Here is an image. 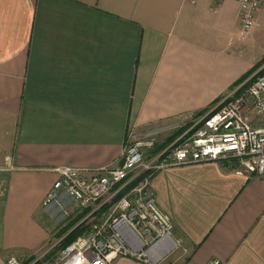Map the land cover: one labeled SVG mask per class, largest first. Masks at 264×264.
<instances>
[{
	"label": "crops",
	"instance_id": "crops-1",
	"mask_svg": "<svg viewBox=\"0 0 264 264\" xmlns=\"http://www.w3.org/2000/svg\"><path fill=\"white\" fill-rule=\"evenodd\" d=\"M263 68L264 0L249 30L237 0H0V264L88 214L65 193L44 204L53 166L119 165L130 131L208 112ZM148 188L183 242L158 264H264V175L202 161L153 170Z\"/></svg>",
	"mask_w": 264,
	"mask_h": 264
},
{
	"label": "built area",
	"instance_id": "built-area-1",
	"mask_svg": "<svg viewBox=\"0 0 264 264\" xmlns=\"http://www.w3.org/2000/svg\"><path fill=\"white\" fill-rule=\"evenodd\" d=\"M237 2L241 27L249 30L261 0ZM252 113L261 124L254 122ZM189 122V127L157 152L156 162L144 157L143 148L153 147L160 131L157 128L148 131L143 139L136 138L130 131L119 165H106L95 170L56 165L50 169L57 178L44 204L58 200L60 194L65 193L81 208L97 202L136 170L147 172L144 177L148 176L118 201L115 206L118 218H113L111 224L104 221L98 227L93 226L88 234L77 238L63 251L61 264H113L119 256L150 264L160 262L161 255L176 241L171 236L173 222L149 192V175L153 170L236 159L239 172L264 175V68L242 91L225 98L203 117ZM169 237L174 243L167 241ZM157 245L159 249H155ZM206 264H220V261L214 259Z\"/></svg>",
	"mask_w": 264,
	"mask_h": 264
},
{
	"label": "rangeland",
	"instance_id": "rangeland-1",
	"mask_svg": "<svg viewBox=\"0 0 264 264\" xmlns=\"http://www.w3.org/2000/svg\"><path fill=\"white\" fill-rule=\"evenodd\" d=\"M254 20H255V16H254ZM244 88H242L241 91ZM205 113L206 112L198 114L195 112L191 114H186L187 118L185 116H184L185 118L181 117L179 120H183V118L185 120L178 122L176 124L178 126H174V127L178 128L176 130H181L182 129L181 127H183L182 125L184 124H186L184 125V127L186 126L189 127L191 125L188 124L189 121H192L195 118L199 119L203 117ZM252 115L254 114L252 113ZM252 118L253 120H256L255 115L252 116ZM174 127L169 128V125L166 126L156 125V127L155 126L152 127L154 129L157 128V130H160L158 134L155 136V140L160 141L161 143L163 139L168 134H170L171 131L174 130L173 129ZM169 143L170 142L166 143L165 145ZM165 145H163L162 147H164ZM158 146L159 145H157L156 142V147ZM162 147L160 146L159 148L161 149ZM145 149H149V148L148 147L143 148V150ZM145 175H147V172H141V170L140 172L136 170L134 173H131L129 177H127L122 182L118 183L109 192L103 195L95 204H92L89 207H87L89 209L88 214L85 217H83V219H81L80 221H76L77 219H74L73 214L64 213L65 217L63 220L65 221L67 220V223H63L61 228H59V225L56 226V231L50 241L46 242L44 246L31 253H25V254L19 253L17 255L15 254L7 255L5 258V264H9V262L11 261H15L16 263L18 262V264H61L62 263L61 256L63 251L68 246L73 244L77 240V238L88 234V232H90L93 229V226L94 228L98 227L99 224L103 223L104 221H106V224H111L113 218H118L117 210L115 209L116 204L121 198L128 196L131 190L136 188L140 184V182L144 180V178L148 177V176L144 177ZM86 212L87 210H84L76 214L80 215V214H85ZM171 236L176 241L175 245L172 246L167 252H164L161 255L162 256L161 260H164L165 262L168 263L174 259V255H175L174 253L180 251L182 248L181 246H183L182 244L183 242L181 241V239L175 238L173 236V230L171 232ZM167 248H169V246ZM180 260H181L180 257H175L174 264H178Z\"/></svg>",
	"mask_w": 264,
	"mask_h": 264
},
{
	"label": "bare ground",
	"instance_id": "bare-ground-1",
	"mask_svg": "<svg viewBox=\"0 0 264 264\" xmlns=\"http://www.w3.org/2000/svg\"><path fill=\"white\" fill-rule=\"evenodd\" d=\"M167 241L171 244L174 243V241L170 237L167 238ZM155 249H159L158 245L155 247Z\"/></svg>",
	"mask_w": 264,
	"mask_h": 264
},
{
	"label": "trees",
	"instance_id": "trees-1",
	"mask_svg": "<svg viewBox=\"0 0 264 264\" xmlns=\"http://www.w3.org/2000/svg\"><path fill=\"white\" fill-rule=\"evenodd\" d=\"M196 113H198V114H199V113H202V112H196ZM188 124H190V123H188ZM181 128H182L181 130H177L178 132H180L178 135H180V134H181V132H182V131H183V130L186 128V127H184V126H183V127H181Z\"/></svg>",
	"mask_w": 264,
	"mask_h": 264
}]
</instances>
